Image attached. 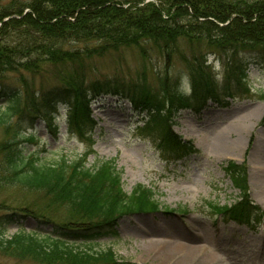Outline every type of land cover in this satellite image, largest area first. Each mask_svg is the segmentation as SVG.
Wrapping results in <instances>:
<instances>
[{
  "label": "trees",
  "instance_id": "trees-1",
  "mask_svg": "<svg viewBox=\"0 0 264 264\" xmlns=\"http://www.w3.org/2000/svg\"><path fill=\"white\" fill-rule=\"evenodd\" d=\"M130 47L166 64L155 86L144 74L132 81L88 78L87 67L73 63L79 55L84 60ZM209 56L229 65V79L222 84L214 79ZM245 57L264 63V0H10L0 5V255L33 264H128L111 247L77 243L114 229L125 217L170 211L149 187L137 184L126 192L115 159L88 167L87 154L48 159L30 151L36 144L33 129L42 123L56 135L58 102H63L70 108L68 134L89 140L95 125L90 103L112 92L145 113L144 129L159 134L162 144L183 154L198 152L191 143L181 144L170 124L179 110L198 113L209 102L227 107V99L247 98ZM175 58L185 67L189 94L168 75ZM47 65L58 71L44 84ZM224 170L242 195L231 205H212L214 213L245 226L264 222V211L247 195V167L229 161ZM11 188L45 200L41 205L2 200ZM22 218L51 231L19 226L7 235L9 223Z\"/></svg>",
  "mask_w": 264,
  "mask_h": 264
},
{
  "label": "rangeland",
  "instance_id": "rangeland-1",
  "mask_svg": "<svg viewBox=\"0 0 264 264\" xmlns=\"http://www.w3.org/2000/svg\"><path fill=\"white\" fill-rule=\"evenodd\" d=\"M9 1L0 0V5ZM182 48L190 50V45L182 42ZM80 56L73 62L76 67L83 64L88 69V78L102 80L132 81L144 74L155 86L157 75L166 68L161 58L148 60L136 47L112 49L84 60ZM179 59H174V66H169L167 72L188 94L187 74ZM208 63L218 84L229 79L228 64L212 56L208 57ZM242 67L249 87L247 98L227 99L225 108L209 102L198 113L182 109L173 118L172 134L185 146L191 143L198 152L183 154L171 145L162 144L159 134L144 129L145 113L134 110L126 99L112 92L102 93L90 103L95 125L89 140L68 134V104H58L56 135L49 133L44 124H36L33 129L36 144L29 147L30 151L48 159L52 155L72 158L87 154L88 167L102 160L115 159L122 170L126 192L137 184L149 187L155 198L170 211L168 214L160 210L156 214L125 217L114 229L81 240L78 245L111 247L128 264H170L168 256L163 254V244L157 241L172 238L183 242L184 235L190 232L200 240H208L209 250L220 255L219 264H264V222L252 221L250 226H245L216 215L211 208L215 204L231 205L242 195L224 170L227 162L234 161L247 167V195L264 211V63L245 57ZM66 68L63 66L64 70ZM45 70L48 72L42 75L41 82L49 84L58 67L47 65ZM221 139L228 141L229 146L220 148ZM1 199H8L12 204L34 205H41L45 200L36 193L18 188L8 189ZM19 226L25 231H51L49 226L22 218L9 223L7 235L15 233ZM0 261L33 264L29 260L2 255Z\"/></svg>",
  "mask_w": 264,
  "mask_h": 264
},
{
  "label": "bare ground",
  "instance_id": "bare-ground-1",
  "mask_svg": "<svg viewBox=\"0 0 264 264\" xmlns=\"http://www.w3.org/2000/svg\"><path fill=\"white\" fill-rule=\"evenodd\" d=\"M228 146V141L224 139L220 140V148H226ZM184 237L185 241L183 242H176L172 238L170 240L157 241L163 244L165 248L163 254L168 256V260L171 261L170 264H219L217 259L220 255L209 250L207 246L208 240L202 238L200 240V238L190 232L184 235ZM205 244L206 246H204Z\"/></svg>",
  "mask_w": 264,
  "mask_h": 264
},
{
  "label": "clouds",
  "instance_id": "clouds-1",
  "mask_svg": "<svg viewBox=\"0 0 264 264\" xmlns=\"http://www.w3.org/2000/svg\"><path fill=\"white\" fill-rule=\"evenodd\" d=\"M63 102H58V104H62Z\"/></svg>",
  "mask_w": 264,
  "mask_h": 264
}]
</instances>
